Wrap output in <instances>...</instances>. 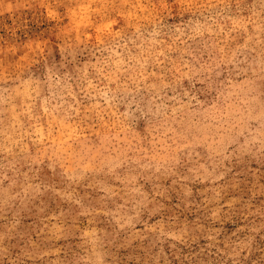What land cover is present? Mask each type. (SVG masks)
Wrapping results in <instances>:
<instances>
[{"label":"rangeland","instance_id":"1","mask_svg":"<svg viewBox=\"0 0 264 264\" xmlns=\"http://www.w3.org/2000/svg\"><path fill=\"white\" fill-rule=\"evenodd\" d=\"M0 264H264V0H0Z\"/></svg>","mask_w":264,"mask_h":264}]
</instances>
